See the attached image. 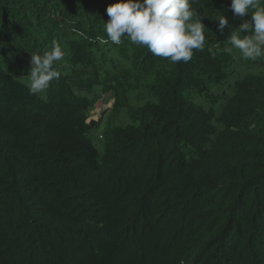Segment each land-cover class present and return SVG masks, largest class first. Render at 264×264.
<instances>
[{
    "label": "trees",
    "instance_id": "obj_1",
    "mask_svg": "<svg viewBox=\"0 0 264 264\" xmlns=\"http://www.w3.org/2000/svg\"><path fill=\"white\" fill-rule=\"evenodd\" d=\"M117 2L0 0V264H264V56L224 51L251 10L191 0L205 46L173 63L99 42ZM53 41L61 75L32 95Z\"/></svg>",
    "mask_w": 264,
    "mask_h": 264
},
{
    "label": "clouds",
    "instance_id": "obj_2",
    "mask_svg": "<svg viewBox=\"0 0 264 264\" xmlns=\"http://www.w3.org/2000/svg\"><path fill=\"white\" fill-rule=\"evenodd\" d=\"M229 8L240 18L251 10V20H244L231 31L227 40L230 47L224 51L237 49L245 59L264 56V0H231ZM106 12L110 19L104 23L107 38H99L101 44L120 45L126 36L132 44L145 46L154 56L173 63H186L192 59L193 50L204 49L205 27L201 16L193 11L191 0H118ZM216 19L218 31L223 33L228 21L223 15ZM63 58L64 52L56 41L43 55H31L27 75L30 94L44 92L52 80L59 79L61 73L54 65Z\"/></svg>",
    "mask_w": 264,
    "mask_h": 264
},
{
    "label": "rangeland",
    "instance_id": "obj_3",
    "mask_svg": "<svg viewBox=\"0 0 264 264\" xmlns=\"http://www.w3.org/2000/svg\"><path fill=\"white\" fill-rule=\"evenodd\" d=\"M228 83L229 81L227 83H223L221 86L218 87V90L222 91L223 86L224 85L228 86ZM112 101L113 99H110V100L104 99L103 102H98L95 109L90 112V119L99 121V127L96 131H94L92 139H91L94 147L97 148L99 152H101L103 149V141L101 139V136H102L101 130L107 124V116H108V112L111 110Z\"/></svg>",
    "mask_w": 264,
    "mask_h": 264
}]
</instances>
